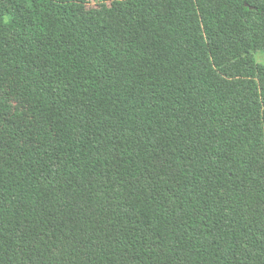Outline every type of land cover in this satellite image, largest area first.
Returning a JSON list of instances; mask_svg holds the SVG:
<instances>
[{"label":"trees","instance_id":"obj_1","mask_svg":"<svg viewBox=\"0 0 264 264\" xmlns=\"http://www.w3.org/2000/svg\"><path fill=\"white\" fill-rule=\"evenodd\" d=\"M0 0V264H264V0Z\"/></svg>","mask_w":264,"mask_h":264},{"label":"rangeland","instance_id":"obj_2","mask_svg":"<svg viewBox=\"0 0 264 264\" xmlns=\"http://www.w3.org/2000/svg\"><path fill=\"white\" fill-rule=\"evenodd\" d=\"M89 2L92 5H101L105 1L104 0H89ZM255 58H256L258 63L264 65V52H257L255 54Z\"/></svg>","mask_w":264,"mask_h":264}]
</instances>
